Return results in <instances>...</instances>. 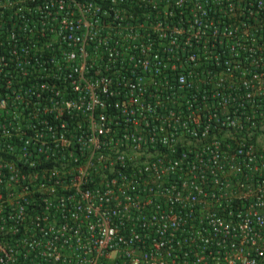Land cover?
Here are the masks:
<instances>
[{
	"label": "built area",
	"instance_id": "2783aa9c",
	"mask_svg": "<svg viewBox=\"0 0 264 264\" xmlns=\"http://www.w3.org/2000/svg\"><path fill=\"white\" fill-rule=\"evenodd\" d=\"M0 264H264V0H0Z\"/></svg>",
	"mask_w": 264,
	"mask_h": 264
}]
</instances>
